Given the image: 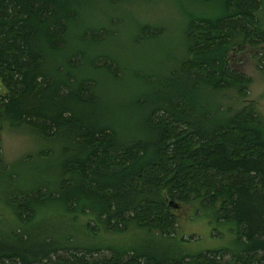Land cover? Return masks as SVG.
I'll return each mask as SVG.
<instances>
[{"label": "trees", "instance_id": "obj_1", "mask_svg": "<svg viewBox=\"0 0 264 264\" xmlns=\"http://www.w3.org/2000/svg\"><path fill=\"white\" fill-rule=\"evenodd\" d=\"M140 1L0 0V124L61 147L57 191L8 198L0 264H264V119L228 67L246 46L264 61V0H185L205 12L184 15L182 60L130 97L109 49ZM159 36L139 26L134 43ZM170 201L229 245L185 249ZM47 213L68 228L40 231Z\"/></svg>", "mask_w": 264, "mask_h": 264}, {"label": "rangeland", "instance_id": "obj_2", "mask_svg": "<svg viewBox=\"0 0 264 264\" xmlns=\"http://www.w3.org/2000/svg\"><path fill=\"white\" fill-rule=\"evenodd\" d=\"M124 10L128 15L130 14V18L126 17L124 22L130 37L125 38L121 35L111 42L109 56L117 57H115L119 63L117 65L124 71L122 73H125L123 83L118 85L121 84L120 88L124 90L130 82L131 97L135 96L134 89L140 88V92L144 91L140 79L143 81L146 77L163 79L165 71L174 69L173 66L182 60L183 47H185L182 35L186 24L184 15L188 12L203 13L205 9L185 0H152L148 3L140 1L135 5L128 4ZM261 16L264 18V14ZM139 26L157 30L161 32V36L154 40H138L134 43L135 32ZM98 54L104 55L102 51ZM260 59L259 48L246 46L240 52L234 51L229 54L228 67L250 81L246 100L239 101L240 105L241 102L243 105L253 102L257 112L264 119V61ZM85 73L84 78H92L88 72ZM105 82L103 79L102 85L106 88L105 91L109 93L110 90H115L116 97H122L120 89L107 87ZM0 95H3V90H0ZM0 145V233L6 236L8 231L17 227L13 211L7 204L9 197L24 195L35 189H40L43 193L58 190L56 164L61 147L58 142L43 139L40 134L27 127L12 129L6 124H0ZM41 206L43 210L48 211L52 203L44 202ZM197 207L200 206L180 204L175 210L178 237L193 240L184 244L185 249L194 252L228 246L232 236L227 233V228H219L218 233L212 231L208 219L202 215V212L195 213ZM46 215L48 216L44 222L38 226L40 231L47 227L52 230L68 228L65 221L60 222L57 216H50L48 213ZM31 231L33 230H28Z\"/></svg>", "mask_w": 264, "mask_h": 264}, {"label": "water", "instance_id": "obj_3", "mask_svg": "<svg viewBox=\"0 0 264 264\" xmlns=\"http://www.w3.org/2000/svg\"><path fill=\"white\" fill-rule=\"evenodd\" d=\"M168 205H169V206H172L174 209H176V208L178 207L177 205L173 204L172 201H170V202L168 203Z\"/></svg>", "mask_w": 264, "mask_h": 264}]
</instances>
